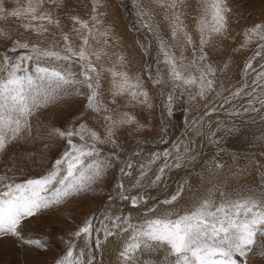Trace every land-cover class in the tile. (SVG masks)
<instances>
[{"label":"rangeland","instance_id":"rangeland-1","mask_svg":"<svg viewBox=\"0 0 264 264\" xmlns=\"http://www.w3.org/2000/svg\"><path fill=\"white\" fill-rule=\"evenodd\" d=\"M26 3L27 0H19V4ZM92 4L93 0H64V6L61 7L60 0H56L55 6L45 0L40 11H51L59 19L62 32L45 23L48 31L38 35L25 30L24 24L29 22L28 18L0 19V64L3 63L7 49L15 41L39 45L42 48L54 47L59 42L60 47H65L61 36L68 33L72 45L78 50L81 41L73 29L79 25H74L70 17L78 16L83 21H90L94 15ZM99 5L98 12L102 13L99 19L102 23L95 28L108 32V43L104 45L101 41L105 37H100L93 28L95 39L90 40L88 52L103 50L107 53L99 60L92 58V63L100 70L101 102L113 119L119 121L123 113L127 112L135 116L139 123L116 126L113 135L117 144L115 149L111 144L96 142L101 157L115 153L119 159L112 162L111 167L91 186L90 191L46 211L26 230L28 236L47 242V248L23 246L12 238L0 239V264H55L70 242L75 244L74 252L79 254L82 251L83 259L87 261L89 252L93 256L96 253L95 243L93 244L92 240L90 243L95 247H88L84 237L76 239L72 233L88 218L94 219L97 228L109 224V221L104 219L105 216L128 218L133 224H137L146 214L157 216L165 211L166 206L162 201L170 198L181 186L184 188L182 196L172 206L181 211L208 197L210 192L216 203L221 201V192L228 194L232 199L237 196L264 198L261 196L264 192V180L257 175V168L264 174V119H261L256 111L260 105L258 102L249 105L250 97L247 95L232 96L233 92L241 88H244L245 92L251 91V81L256 78L258 72L264 71L261 67L264 65V58L261 57L252 61L254 70L244 71L245 63L254 56L258 46L264 43L255 36L245 35L248 28L264 24V0H227L231 9L227 33L225 36H213L211 43L205 47V51L210 53L208 63L216 69L214 91L206 94L204 99L196 97L194 100L189 98V90L174 87L166 80L163 66L158 60L161 40L167 42L177 57L183 52L186 64L194 58L193 49L185 43L182 34L178 41L172 38L169 27L171 11L158 7L153 0H99ZM3 6L11 11L18 6V0H3ZM204 7L205 0H184L177 8V12L182 14L187 32L196 44L197 56L200 44L196 25L204 15ZM166 12L169 19H165ZM31 23L38 24L35 21ZM7 54L10 57L18 55ZM119 56L124 57L123 62L118 60ZM39 63L49 66L55 62L45 59ZM56 66L64 68L67 64L59 62ZM108 69L126 72L133 81L139 78L143 89L149 94L152 107L131 102L127 96L117 97L116 103H113L110 91L113 77ZM79 70V65L74 64L73 71L77 76ZM155 80H159V83H154ZM82 91L86 92V89ZM190 91L195 95L194 88ZM169 92L175 100L171 115L163 112L161 108V101L167 102ZM262 93L264 84L254 94L257 100L264 98ZM224 98H228L227 103ZM85 103L84 96L61 93L58 99L39 109L31 118L33 139L27 143H13L7 147L5 153L0 154V176H7L14 182H23L44 175L68 147V139L55 135L54 129H71L75 132L84 124L87 127L85 140L94 142L90 136L91 131L97 132L98 136L104 139L106 122L103 114L85 110ZM244 108L250 110L245 112ZM209 116L212 119L206 122ZM193 120L195 126H192ZM162 128L165 129L163 132ZM186 128H189L188 132L185 131ZM229 129H235L231 136L228 134ZM181 137L185 142H191L190 158L184 160L180 167L167 172L163 182L157 187L148 186L145 182L142 189L132 188L131 183L134 182L133 177L139 163L150 158L153 153L171 150L172 145ZM71 139L75 143H81L77 136ZM126 161H132L136 165L127 169L132 176L120 172ZM194 161L196 165L193 166ZM162 162H157L149 173L150 176ZM180 173L182 176L175 183V188L169 194L163 193L157 203L149 206L155 208V212L148 213V207L142 209L144 206L141 205L145 203L133 207L130 201L118 197L119 191H125L127 195H136L139 192L148 204L152 200L149 199L153 192L155 194L162 190ZM119 183H123L125 188L118 189ZM108 205L111 206L104 211L103 206ZM129 209L132 212H129ZM96 235L101 241V246L97 248L99 264H121L119 252L127 234L114 235L106 240L102 231ZM261 243L264 241L258 238L257 252L260 251ZM137 264H153V259L149 258V253L144 252L140 254ZM247 264H264V257L249 254Z\"/></svg>","mask_w":264,"mask_h":264},{"label":"snow or ice","instance_id":"snow-or-ice-1","mask_svg":"<svg viewBox=\"0 0 264 264\" xmlns=\"http://www.w3.org/2000/svg\"><path fill=\"white\" fill-rule=\"evenodd\" d=\"M153 2L158 7L171 11L169 27L173 40L178 41L182 34L185 43L193 49L194 58L186 64L183 52L177 57L167 42L161 40L158 60L163 66L164 77L174 87L189 90L190 99L194 100L196 97L204 99L206 94L214 91L216 73V69L208 63L210 53L205 51V47L211 43L213 36H225L227 33L228 15L231 11L227 0H205L204 15L196 25L200 44L198 56L196 44L186 30L182 14L177 12V8L184 0ZM44 3L45 0H27L26 4H19L18 0V6L9 11L3 6V0H0V19L28 18L29 22L24 24L25 30L38 35L48 31L45 23L62 32L59 19L51 11H40ZM48 3L55 6L56 0H48ZM60 6H64V0H60ZM99 7V0H93L94 15L90 21H83L78 16L70 17L74 25H79L73 29L81 41L78 50L72 45L68 33L61 36L65 47H60L59 42L54 47L42 48L39 45L15 41L7 49L3 63L0 64V154L5 153L7 147L13 143L21 141L27 143L32 140L34 130L31 118L39 109L58 99L61 93L84 96L85 110L103 114L106 122L104 139H101L97 132L91 131L93 143L85 140L84 133L87 127L84 124L75 132L71 129L67 131L54 129L55 135L68 139V147L44 175L23 182H14L7 176H0V239L12 238L23 246L46 249L47 242L28 236L26 230L46 211L90 191L91 186L103 177L112 162L119 159L115 153L101 157L96 142L111 144L115 149L117 144L113 135L116 126L139 123L135 116L127 112L123 113L119 121L113 119L101 102L100 70L92 63V58L99 60L107 53L103 50L88 52L90 40L95 39L93 28L102 23L99 19L102 15L98 12ZM165 19H169L167 12ZM33 21L38 24H32ZM95 31L100 37H105L101 42L107 45L108 32L100 31L99 28H95ZM245 35L255 36L264 42V24L248 28ZM7 53L18 55L10 57ZM262 53L264 43L258 46L254 56L245 63V72L254 70L252 61L256 57L264 58ZM45 59L55 63L49 66L39 63ZM118 60L123 62L124 57L119 56ZM59 62L66 63L67 67H57ZM74 64L79 65V76L73 71ZM261 67L264 68V65ZM108 71L113 77L110 89L113 103H116L117 97L127 96L131 102L152 107L149 94L143 89L139 78L133 81L126 72H118L115 69ZM154 83L158 84L159 80H155ZM262 84L264 71L258 72L256 78L251 81V91L245 92L244 88H241L233 92L232 96H249V105L258 102L260 107L256 109L257 114L264 119V98L257 100L254 95ZM193 88L196 90L195 95L190 91ZM83 89H86V92L82 91ZM224 99L227 103L228 98ZM166 101V103L164 100L161 101L162 111L171 115L175 102L171 92L167 95ZM249 110L244 108L245 112ZM194 124L195 120L192 122V125ZM185 131L188 132L189 128ZM233 132L235 129H229L228 134L231 136ZM73 136H77L81 143L73 142L71 139ZM191 147V142H185L181 137L172 145L171 150L153 153L150 158L139 163L131 187L142 189L145 182L148 186L157 187L163 182L167 172L180 167L184 160L190 158ZM161 160L163 162L150 176L153 167ZM134 167L136 165L132 161H126L120 172L132 176L127 169ZM257 175L264 180V174H261L258 168ZM117 188L124 189L125 185L119 183ZM183 191L184 188L181 186L170 198L164 199L162 203L166 210L157 216L146 214L137 224H133L128 218L105 216L104 219L109 221V224L103 225L102 228H97L94 219L90 217L72 233V236L76 239L84 237L88 247H91L90 242L95 238V245L99 248L101 241L97 233L102 231L105 240L114 235L127 234V239L119 252L121 264H137L140 254L144 252L149 253L153 264H247L249 254L264 257V243L260 244V251L257 252L258 238L264 241V198L237 196L236 199H232L228 194L221 192V201L216 203L210 192L208 197L181 211L172 206L180 200ZM261 196L264 197V192ZM118 197L130 201L133 207L147 202L139 192L136 195H127L125 191H119ZM155 211V208L148 209V213ZM118 221L121 223H117ZM113 229L117 231L114 232ZM74 249L75 244L70 242L67 250L55 264H93L95 257L91 252L85 261L84 253L81 251L76 254Z\"/></svg>","mask_w":264,"mask_h":264},{"label":"bare ground","instance_id":"bare-ground-1","mask_svg":"<svg viewBox=\"0 0 264 264\" xmlns=\"http://www.w3.org/2000/svg\"><path fill=\"white\" fill-rule=\"evenodd\" d=\"M221 114H222V113H221ZM210 116H211V115H210ZM210 116L207 118V120L205 119L206 122L211 118ZM222 116H226V117H228L227 115H222ZM211 119H212V118H211ZM193 121H194V120H193ZM206 122L204 121V127L206 126ZM192 126H193V125H192ZM194 126H195V125H194ZM164 127H165V126H164ZM189 127H190V125H189ZM204 129H205V128H204ZM164 130H165V129H164ZM206 140H207V139H206ZM209 140H210V139H209ZM199 161H200V160H199ZM194 165H196V161L193 162V166H194ZM199 165H200V164H199ZM189 167H191V166H188V168H189ZM186 168H187V167H186ZM181 173H182V172H181ZM181 173H180V175H177L176 178H174V179H175L174 181H171V182L169 181L168 184H167L165 187L162 188V190L158 191L157 193L155 192V194H154V192H153V195H152L151 198L149 199V200H151V199H152V200L149 201L148 204H146V203H147V202H146L145 204L141 205V206H144L142 209H144V208L146 209L147 207L149 208V206H151L152 203H157V202L159 201V199L162 198L161 195H162L163 193H164V194H166V193L169 194V193L175 188V186L177 185V184H175V183H177L178 178H180V177L182 176L183 173H182V174H181ZM172 180H173V179H172ZM169 185H171V186L168 187ZM178 185H179V184H178ZM171 187H172V188H171ZM170 188H171V190H170ZM164 194H163V195H164ZM158 197H159V198H158ZM113 202H114V201H113ZM115 202H116V201H115ZM116 204H117V203H116ZM121 205H122V204H121ZM121 205H120V206H121ZM110 206H111V205H108L107 207H106V206H105V207L103 206V210H104V211L107 210ZM125 209H126V207H125ZM128 211L130 212L131 210L129 209ZM133 211H134V210H133ZM131 212H132V211H131ZM155 216H156V215H155ZM41 220H42V219H41ZM94 243H95V238H93V244H94ZM93 244H91V245H93ZM93 247H95V246L93 245ZM94 257H95V260H94L95 263L93 262V264H99V251L97 250V247H96V253H95Z\"/></svg>","mask_w":264,"mask_h":264}]
</instances>
